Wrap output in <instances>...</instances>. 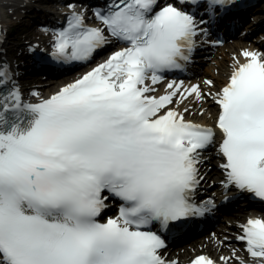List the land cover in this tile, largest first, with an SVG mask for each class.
<instances>
[{"label":"snow or ice","instance_id":"obj_1","mask_svg":"<svg viewBox=\"0 0 264 264\" xmlns=\"http://www.w3.org/2000/svg\"><path fill=\"white\" fill-rule=\"evenodd\" d=\"M225 2L206 0L209 11ZM95 15L102 28L72 11L55 32L54 59L88 62L109 37L126 47L51 97L25 103L0 63V264H166L165 241L150 226L214 206L198 207L193 196L216 132L169 108L177 95L201 99L199 86L181 92L173 82L167 94H150L163 73L190 61L203 30L160 0H111ZM242 55L247 62L215 99L218 152L224 187L264 201V56ZM113 201L118 214L101 222ZM242 231L246 251L264 264V220Z\"/></svg>","mask_w":264,"mask_h":264},{"label":"bare ground","instance_id":"obj_2","mask_svg":"<svg viewBox=\"0 0 264 264\" xmlns=\"http://www.w3.org/2000/svg\"><path fill=\"white\" fill-rule=\"evenodd\" d=\"M31 1L35 3L37 0H0V39H2L7 34L10 27L15 24L17 19L20 18L21 12H25L32 7L29 5ZM67 13H72V11H68ZM10 16L11 19H9ZM88 16L89 13L86 14V17ZM240 20L241 17L233 19H220L218 25L215 27V30L219 33L230 31L232 27H235L239 23ZM247 27L246 31L248 32L254 28L251 26V24ZM203 30H207V28L204 27ZM253 41L254 43L241 39H232L228 43L223 44L222 47L217 48L215 45L216 41L214 39L207 38L204 36V34L199 35L198 44L199 47H203V49L200 50H203L207 53L205 55L204 62L208 65L203 71H201L202 76L197 77L195 75L188 79L179 80L162 79L156 85H151V87L155 88V90L150 94L156 96L157 98L167 94L169 91H171L167 86L169 83L173 82L182 85L181 92H183L184 89H189L194 85L199 86L203 94L201 99H197L195 95L187 96V98H184L182 95H177L174 97V103L169 105V108L182 113L185 116V119L188 121L199 124L202 127L212 128L216 123L214 116V114L217 113L215 99L220 90L226 85L228 79L227 77L233 71L237 70L240 65L247 62L242 53L246 51L256 52L261 56H264V53L260 50V44H258L264 42V33L263 35L261 34L260 36L254 38ZM50 42L52 45H54V40L50 39ZM34 45L38 46V44ZM2 48L4 49H0V56L1 59H4L5 56H7L5 52L7 51L8 47ZM37 53L39 57H44V54L42 55L40 49L37 50ZM103 59L104 58H98L94 64L89 65L70 76L54 81L53 79H45L44 81L38 82L37 77L39 78V76L35 75L34 73H30L27 75V77H24L25 83L18 82L20 84L18 89L26 102L39 103L42 100L56 94L61 88L75 82L77 79L90 72L93 68L97 67ZM8 61L9 67L11 68L13 66V68L9 69L10 73L13 74L14 64L10 60ZM30 64L32 67H36L37 65L35 61L31 60ZM208 81H210L211 84L206 83ZM148 83L151 84L150 81ZM207 92H209V94L206 97L205 95ZM185 109H187V111H185ZM210 153L212 154V158L217 160L219 159V153L217 150L212 149ZM204 165L206 172L203 180L211 181L213 179V173H215L212 171V169L214 168L219 170L217 168V162L216 167L213 166L211 160H209ZM212 183L214 188H216L215 181ZM206 198L207 197L204 199ZM248 214L249 211L245 212L236 209L230 214V216H228V221L226 222L227 226L220 225V222H222V219H220L216 229L214 230V233L205 236L190 246L170 251L166 256L170 259H177L176 264H188L189 259L198 254L206 255L207 257L211 258L215 264H234V255L237 256L239 253L247 254L243 248H238L234 251L233 247L235 246L234 242L239 240V233L240 229L242 228V223L240 221L245 222ZM202 218L196 225L194 224L196 228L205 225L204 222L206 218L204 217L203 220ZM255 264H257V262H255Z\"/></svg>","mask_w":264,"mask_h":264},{"label":"rangeland","instance_id":"obj_3","mask_svg":"<svg viewBox=\"0 0 264 264\" xmlns=\"http://www.w3.org/2000/svg\"><path fill=\"white\" fill-rule=\"evenodd\" d=\"M257 11V10H256ZM25 18V17H24ZM9 19H11V17H9ZM27 20V19H26ZM28 21H25V23H27ZM20 26H17V27H12V30H13V32H12V35H11V37L13 36V38L15 37V38H17L16 40H14V43H13V45L11 46V48H10V51H9V53L10 54H21V52H23V46L25 45V41L26 40H28V37L29 36H27V35H25V32H24V29H23V27H21V28H19ZM17 30H18V32H17ZM30 39V38H29ZM34 39V38H33ZM35 40H38L37 38L35 39ZM228 43V42H227ZM217 48H220V47H217ZM208 63H209V61H208ZM208 65L207 64H203L202 65V67H201V71H203L204 70V68H206ZM76 71V70H75ZM201 71L199 72V74H198V76H202V73H201ZM74 72H71V73H69V74H67V75H65L66 77L67 76H70V75H72ZM64 76V77H65ZM61 78H63V77H61ZM61 78H56V79H53V81L54 80H58V79H61ZM37 80H38V82L39 81H41V79L40 78H38L37 77ZM209 94V92H207L206 93V97H207V95ZM215 115V114H214ZM212 164L214 165L215 163H214V160H213V162H212ZM212 171L213 172H215V173H213V179L211 180V184H212V181H218V178H217V174H218V172H217V170H215V169H212Z\"/></svg>","mask_w":264,"mask_h":264}]
</instances>
